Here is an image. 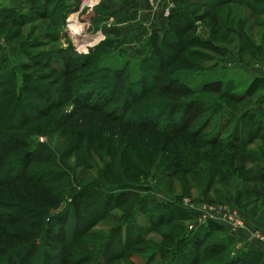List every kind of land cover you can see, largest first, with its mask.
<instances>
[{
	"label": "rangeland",
	"instance_id": "rangeland-1",
	"mask_svg": "<svg viewBox=\"0 0 264 264\" xmlns=\"http://www.w3.org/2000/svg\"><path fill=\"white\" fill-rule=\"evenodd\" d=\"M186 1L176 0L172 21L162 18L150 30L144 24L148 18L134 7L136 0H100L85 8L83 0H0V131L13 126L0 134V153L9 147L5 158L0 154V264H58L52 253L63 252V235L71 225L53 223V216L60 213L61 221L73 211L81 216L80 225L87 221L89 233L82 236L81 245L76 244L70 259L79 262L82 256L96 253L114 236L113 228L123 215L119 208L110 211L117 195H110L112 199L102 205L103 199L95 194L97 186L104 191L128 187L137 191L138 198L131 204L136 211L135 229L146 230L149 244L169 250L168 261L145 264H182V255L191 257L190 242L197 232H188L192 216L187 212L186 220L155 221L159 206L169 200L178 203L183 197L208 203L236 201L249 228L232 230L208 223L198 231L202 235L212 229L207 243L218 241L217 249L225 247V260L220 262L248 251L250 264H264V243L251 238L254 229L264 230V159L259 167L247 160L246 173L240 166L242 155L264 148V139L236 149L235 162L221 144L197 143L222 127L221 139L231 138L233 126L224 127L227 120L222 118L228 117L227 112L236 117L264 113V0L227 3L221 13L224 23L215 26L208 23L217 10L207 5L217 0ZM227 12L231 13L228 21ZM177 14L185 16L189 26L185 33L173 28ZM69 23L77 24L80 31L69 30ZM90 35L96 39L85 44ZM192 50L198 54H190ZM79 78L83 80L78 82ZM100 80L108 84L100 85L106 93H101L102 98L88 91ZM216 88L234 93L237 100L213 92ZM193 99L200 102L191 104ZM13 107V117L3 121ZM207 117L212 120L194 139L191 132ZM242 134L241 139L249 135ZM150 152L155 164L147 168L148 174L126 180L133 171L125 172L118 158L136 153L148 158ZM223 152L228 158H223ZM179 155L189 157L193 172L171 174V163ZM110 164L120 178L107 170ZM212 166L222 173L210 172ZM228 172V178H222ZM20 175L36 179L44 175L45 182L37 184L34 192L24 181L13 180ZM79 192H85L86 201L74 200ZM95 212L99 221L89 224ZM136 230L128 231L125 225L115 240L125 245ZM167 233L171 240L162 237ZM133 261L144 263L145 258L135 256ZM134 262L119 259L113 264Z\"/></svg>",
	"mask_w": 264,
	"mask_h": 264
},
{
	"label": "trees",
	"instance_id": "trees-1",
	"mask_svg": "<svg viewBox=\"0 0 264 264\" xmlns=\"http://www.w3.org/2000/svg\"><path fill=\"white\" fill-rule=\"evenodd\" d=\"M181 1H183L185 3L187 2L186 0H181ZM232 1L233 0H217V1H215V3H211V4L207 5V6H210L212 11L217 10V12H215L213 14L211 21L208 24L211 26H215V25L220 24V23L223 24L224 23V17H222V15H221V13L223 12L222 8L224 5H226L227 3L232 2ZM246 5L249 8L254 9L252 4H246ZM176 13H177V11L174 12V10H173V12L170 16L171 21H172V18L175 17ZM177 15H178V22L175 23V21H177V20L173 21V23H172L173 28L177 29L179 32L185 33V30H187L189 27L188 24L186 23V21L184 20L185 16L183 15L184 16L183 17L181 14H177ZM230 16H231V13L227 12V16H225L227 18L226 21H228V19H230ZM190 54H198V52L195 50H192L190 52ZM105 77L107 78L108 76H105ZM81 80H83V78H79L78 82H80ZM102 81L100 80L99 82H97L99 85L93 86L88 91L94 90L95 92H97V94H100V98H102L101 93L102 94L103 93L106 94V93L101 91L102 89L100 88V85L101 86L103 85V87L108 86V84L102 83ZM111 84H114V82ZM86 87H87V85H86ZM114 90L115 89L111 90L112 91V92H110V94L112 93L111 96L113 95ZM213 92H221L220 94L226 95V96H224V98H228L231 100H237V96L234 93H231L230 91H227V90L220 91V88H216V89H213ZM107 99H109V97ZM191 102H192V100H191ZM196 102H200V100L193 99V102L191 104L196 103ZM201 104L205 105V103H201ZM185 105H187V104L183 103V107ZM188 105H190V103ZM206 107H208V106H206ZM15 108L16 107L12 108V111L8 114L7 118L3 119V121L4 120L9 121V119L13 117ZM215 109L221 110V106H216ZM217 112L218 111H215V113H217ZM46 114L47 113H44L42 115H46ZM226 114L228 117H226L224 114L222 116V118L224 119V121L227 120L224 122V127H228L229 123H230L229 124L230 126H233V133H232L233 135L231 136V138L226 142L221 139L222 138V131L221 130L223 128L222 127L212 137H208L207 135H203V139H201V140L198 139L199 141L197 143L200 142L202 144L210 145V146H217L218 144H221L220 148L226 147L225 148L226 151H224L225 154L228 156H231L232 162H235V159L239 155V152L236 151V149L243 148V147H249L250 145H253L256 140L264 139V132H263V130H264V113L260 114L258 112H253L251 114H248V112H246V113L242 114V116L240 115L237 117L235 115H233L232 113L230 114L227 112ZM211 120H212V117H207V120L205 121V123L203 122L198 127V129L191 132L192 137L194 139L198 138L200 136L201 131L207 127L208 123ZM233 120L236 122L235 124L234 123L232 124L231 121H233ZM126 121H127V123L130 122L128 120H126ZM143 122H145V121H142L140 123H143ZM147 122H149V121H147ZM6 126H7L6 129H2V131H0V134H3V133L6 134V131L8 129L13 128V126L12 127H10L8 125H6ZM18 126H21V125H18ZM27 130H29V129H27ZM182 131H184V130H182ZM243 132H246L249 135L246 138L241 139V137H243V134H242ZM9 138H11V137H9ZM6 140H9V139H6ZM7 149H9V147H6L0 153L2 158H5V155L8 152V151H6ZM177 149H178L177 147L174 148V150H177ZM230 149H232L233 151H230ZM224 152H223V158L226 159L228 157L224 154ZM150 153L151 154L149 155L148 158L144 157L143 155H138L137 153H136V155H132V154L122 155L121 157L118 158V163L120 164L121 167H123V170L125 172H128L130 170L133 171L129 178H127V179L125 178L126 180L130 179L132 181V180L136 179L135 178L136 174H139V175L148 174L147 168L148 167L150 168L155 164V161L153 162V159H154L153 154L154 153L153 152H150ZM175 153H176V151L169 152V154L171 156H174ZM218 155H220V152H219V154L217 153V157H218ZM25 157H26V155H25ZM260 158H261V161L259 160ZM241 159H242V161H241L242 164L240 166L242 168L241 169L242 172H244V173L247 172V170H245L246 166L244 164V163H246L247 160H250L251 162L255 163V165L257 167H259L261 164L260 162H262V160L264 159V148H262L261 151L260 150L259 151L250 150L245 155H242ZM2 160L3 159L0 160V163L3 162ZM175 160L176 161L173 160L171 163L172 169L169 168L173 172L171 174L175 175L178 172V170L182 173L193 172V169H190V161H189L188 156L179 155L178 159H175ZM183 160L185 162L181 163V165L183 166L182 169H179V168L177 169V167L180 164V161H183ZM175 162H177V163H175ZM5 164H6V168H8V164L7 163H5ZM235 167H238V166L236 165ZM231 168L233 169V166ZM108 169H109L110 173H116V170L112 169V164H110L107 167V170ZM212 169L214 170L215 174L222 173V171L219 172V168H217L215 166H212V168H209V171L211 172ZM262 169H264V168H262ZM236 172H239V170H236ZM116 174H117L116 178H120L119 173L117 172ZM123 174L124 173H122V176H123ZM229 174H230V172H228L226 175H223L222 178H228ZM210 176L211 175H209V180L211 181ZM243 176H245V175H243ZM257 178L259 179L258 176H257ZM263 179H264V177H263ZM13 180L24 181L26 187H28L30 190L35 192L37 190V184L45 182V176L41 175V176H39L38 179H36L35 176H29L28 178H23L20 175ZM130 180H128V181H130ZM100 188L102 189L101 186H97V189L99 191L98 192L96 191L97 193H95V194H97L98 198L101 197V199H103L102 205L105 206V204H107L108 200L112 199V197L110 195H112L113 197L115 195H117L115 203L112 204L113 206L112 205L109 206V207H112L110 209V211H112L113 209L119 208V209L123 210L122 211L123 215L121 217H119V220H121V221L119 223H117V227L113 228L114 236L112 235L109 238H107V240L104 241L103 245H100L98 247L96 253H90L89 255L87 254V255L82 256L81 260L79 262L85 263L87 261L92 260L94 264H113V262L115 260H119V259H128V260H131L132 262H134L133 257H135V256L145 258V262L139 263V264H145L149 261L156 260V259H162V260L168 261V259L166 257H167L169 250L163 249L162 247H158V244H156V243L149 244V241H146V237H145L146 230L138 232L141 229H139V230L135 229V225L137 223L135 221L136 220L135 219L136 211H135V208L132 207L133 205H131V204H135L134 203L135 198L136 199L138 198L137 191H135V190H133V188L131 189L129 187H128V189H121L120 191H116L117 188H115L113 190H108V191H104L102 189V191H101ZM82 190H85V189H82ZM75 192H78V191H75ZM81 193H83V194H81ZM107 193H110V194L107 195ZM84 195H85V192H79L78 194L75 195L74 200L76 199V201L79 203L82 202L83 200L86 201ZM121 195H123V198ZM262 195H264V192H262ZM226 201H231L238 207L236 201H234V200H226ZM0 203H1V201H0ZM139 203H140L139 204L140 207L143 208L145 202L142 199H140ZM159 207L161 208V213L156 215L157 220H155L158 222H162L164 220H165V222H167L166 219H168L170 217L172 219H175V220H186L190 217V215L185 210L179 208L180 206L177 205V203H175L172 200L166 201L164 206H159ZM34 213L39 215V212L36 209H35ZM68 213H67V215H64L62 217V219H60L61 221H59V219H58V216H60L59 215L60 213L54 214V216H53V218H55L53 220V223L58 221L57 224L63 223L66 226L71 225V229H70L69 233L68 234L64 233V235H63L64 243L62 244V247H61L63 249V252L58 253V250H57L55 253H52L53 254L52 257H55L56 261L58 260V264H68L69 262L79 263L76 260L73 261L72 259H70L71 251L72 250L76 251V249H74L76 244L79 243L81 245L80 240H82V236H85L89 233L87 221H86L85 225L84 224L80 225L81 216L75 214L76 212H74V211L72 212V214H71V212L69 214ZM149 213H150V211H149ZM96 214L97 213L95 212L93 215H91V218L93 216V218H95V219H92L89 224H91L93 221H99L98 218L94 217V216H96ZM105 216L107 217L108 215L106 214ZM69 218L71 219V221H69ZM72 219H75L77 221H74ZM7 222H13V221L7 220ZM208 223H212L213 225L217 224V222H215V221H209ZM125 225L127 226L128 231L129 230H131V231L136 230V233H134L133 237L128 235L127 238L125 239V240H127V243H125V245H124L121 243V239L118 241V240H115V237H116V235L121 234V228L123 229ZM91 226H93V225H91ZM176 227H180V226L176 225ZM205 227H206V225H203L202 227H200L197 230L192 232V233H194L197 231L194 234L192 241L190 242L192 244V248H193V250L191 251V257H185L184 255H182L183 256L182 257V259H183L182 264H199L201 262H204L205 264H250L251 257L248 255V253H249L248 251H242V252L238 253L237 255H235L234 257H230L229 259H226V261H224V263L220 262L219 260H225V259H222L223 258L222 256H223V254H225L226 249H225V247L217 249L219 247L218 245H221V243H219L218 241L214 242V244L211 246L209 245V243H207L209 235H211V233H212V229H207L202 235L200 234L201 231L200 232L198 231V230L204 229ZM162 237L164 239H166L167 241L171 240L168 233L163 234ZM182 239H183V237H182ZM182 239L180 241H178V242H180L181 245L183 244ZM139 244H147L148 247H142V246H139ZM91 247L94 248L95 246L94 245H92L90 247L84 246V248H86V249H90ZM213 253H216V254L214 255ZM211 259L217 261L218 263H208V260H211ZM135 263L136 262H134V264Z\"/></svg>",
	"mask_w": 264,
	"mask_h": 264
},
{
	"label": "built area",
	"instance_id": "built-area-1",
	"mask_svg": "<svg viewBox=\"0 0 264 264\" xmlns=\"http://www.w3.org/2000/svg\"><path fill=\"white\" fill-rule=\"evenodd\" d=\"M147 10L151 14L145 21V27L154 28L162 18H169L176 7L175 0H145ZM100 0H83L82 8L96 6ZM141 13V10H140ZM152 30V29H150ZM96 38L92 39L94 41ZM90 41V42H92ZM85 43V44H89ZM177 205L188 212L191 216V223L188 225V232H193L206 225L209 221H215L227 225L232 230L245 229L250 227V222L245 218L240 209L231 201L204 202L189 197L179 199ZM252 225V224H251ZM251 238L257 243H264V230L261 228L251 231Z\"/></svg>",
	"mask_w": 264,
	"mask_h": 264
},
{
	"label": "crops",
	"instance_id": "crops-1",
	"mask_svg": "<svg viewBox=\"0 0 264 264\" xmlns=\"http://www.w3.org/2000/svg\"><path fill=\"white\" fill-rule=\"evenodd\" d=\"M134 7H138V9L141 10V14L144 16V18L147 19V18L151 17V14L148 11H142V9L147 10V4H146L145 0H136V4L134 5ZM138 9L136 8V10H138Z\"/></svg>",
	"mask_w": 264,
	"mask_h": 264
},
{
	"label": "bare ground",
	"instance_id": "bare-ground-1",
	"mask_svg": "<svg viewBox=\"0 0 264 264\" xmlns=\"http://www.w3.org/2000/svg\"><path fill=\"white\" fill-rule=\"evenodd\" d=\"M70 23L68 24V29L71 30L72 29V32H77V31H80V29L77 27V24H71L70 27H69Z\"/></svg>",
	"mask_w": 264,
	"mask_h": 264
},
{
	"label": "water",
	"instance_id": "water-1",
	"mask_svg": "<svg viewBox=\"0 0 264 264\" xmlns=\"http://www.w3.org/2000/svg\"><path fill=\"white\" fill-rule=\"evenodd\" d=\"M95 36H96V35H92V36L90 35V36H88V37H87V41H88V42L92 41V39H94ZM79 44H82V42L79 41Z\"/></svg>",
	"mask_w": 264,
	"mask_h": 264
}]
</instances>
